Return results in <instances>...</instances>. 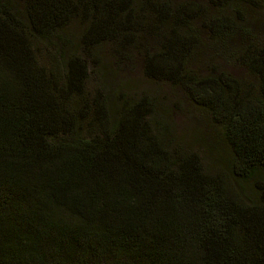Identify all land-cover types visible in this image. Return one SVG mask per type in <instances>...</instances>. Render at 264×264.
Here are the masks:
<instances>
[{
    "label": "trees",
    "instance_id": "trees-1",
    "mask_svg": "<svg viewBox=\"0 0 264 264\" xmlns=\"http://www.w3.org/2000/svg\"><path fill=\"white\" fill-rule=\"evenodd\" d=\"M128 56L221 150L110 89ZM0 264H264V0H0Z\"/></svg>",
    "mask_w": 264,
    "mask_h": 264
},
{
    "label": "rangeland",
    "instance_id": "rangeland-1",
    "mask_svg": "<svg viewBox=\"0 0 264 264\" xmlns=\"http://www.w3.org/2000/svg\"><path fill=\"white\" fill-rule=\"evenodd\" d=\"M172 2H182L187 0H171ZM192 1V0H189ZM199 4H206L208 0H193ZM19 4V2H16ZM75 28L74 24L69 25ZM78 30V28H77ZM76 30V31H77ZM144 45L150 48L154 45V41L146 39ZM234 43V41H233ZM40 60H44L49 56L48 52L43 48L39 50ZM216 50L206 48V58L211 57L210 63L206 71L211 67L216 70H225L232 77L244 81L245 75L236 62H225L220 56H216ZM224 57V56H223ZM125 64H119L115 67L117 75L116 82H109L110 89L119 86L131 98L146 97L154 104V110L150 115V120L166 123V126L172 130L175 137V145L178 152H193L199 154L200 157L217 153L221 147L216 143L207 125L205 115L194 109L185 99L183 93L178 88H171L163 84H156L145 79L140 71L139 63L132 56H128ZM97 70L91 72V77L86 82L85 95H90L96 89ZM163 112L164 114L160 113Z\"/></svg>",
    "mask_w": 264,
    "mask_h": 264
}]
</instances>
